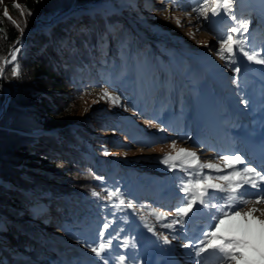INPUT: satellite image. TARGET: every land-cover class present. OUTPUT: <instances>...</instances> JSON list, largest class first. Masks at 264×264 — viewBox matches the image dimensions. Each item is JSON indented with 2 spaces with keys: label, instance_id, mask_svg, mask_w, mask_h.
Here are the masks:
<instances>
[{
  "label": "trees",
  "instance_id": "16d2710c",
  "mask_svg": "<svg viewBox=\"0 0 264 264\" xmlns=\"http://www.w3.org/2000/svg\"><path fill=\"white\" fill-rule=\"evenodd\" d=\"M97 1L7 0L11 19L0 12V113L6 88L12 92L0 118V264H103L90 246L98 244L105 222L109 224L105 239L115 237L118 243L102 255L111 252L114 260L117 253L137 257L124 251V235L118 232L126 227L128 216L115 210L119 218L112 222L98 209L108 189H120L128 211L130 185L139 184L136 190L142 195L158 191L139 183L131 163L107 156L120 143L109 136L124 131V137L140 142L145 134L127 118L108 114L96 115L86 128L64 126L77 117L80 100L93 88L121 92L119 81L133 97L142 93V99L153 98L147 108L151 115L164 110L175 92L176 72L192 85L205 78L197 64L184 70L182 56L174 65L158 60L135 36L123 17H137L136 0H105L101 6L84 8ZM84 24L91 30H82ZM16 48L12 61L10 53ZM158 49L164 55L191 54L164 44ZM17 65L18 74L13 75ZM38 201L43 202L42 209L29 207ZM45 228L72 243L47 235ZM125 264H130L128 255Z\"/></svg>",
  "mask_w": 264,
  "mask_h": 264
},
{
  "label": "rangeland",
  "instance_id": "374dc122",
  "mask_svg": "<svg viewBox=\"0 0 264 264\" xmlns=\"http://www.w3.org/2000/svg\"><path fill=\"white\" fill-rule=\"evenodd\" d=\"M12 1L21 3L22 0ZM136 1V8L133 10L137 17L131 20L125 19L135 36L152 48L158 60L164 59L174 65L175 62L178 63V57L182 56L184 70L187 71L190 65L197 64L204 71L205 78L192 85L179 72H176L175 79L179 81L175 92L164 104V110L151 115L147 108L154 102L153 98L145 96L142 99V93L133 97L129 91L125 90V85L119 81L116 84L122 93L107 87L93 88L80 100L77 117L68 119L64 127L86 128L96 115L108 114L117 118H127L130 125L142 129L145 136L140 142L124 137V131L116 132V136H109L119 140L120 143L114 145V150L107 156L114 157L121 163H131L135 175H138L139 183L144 185L149 183L150 189L157 187L158 191L142 195L136 190L139 184H132L127 194L131 195L128 196L132 198L131 201L134 200V207L139 212L135 208H130L132 211L126 210V203L119 208L115 207L118 200L114 197L113 201L102 200V205L98 209L99 215H108L112 222L119 218L117 212L119 210L128 216L125 218L126 227L125 225L119 227L118 232L121 236L124 235L122 241H129L128 247L123 246L124 251L136 253L135 264H165L167 261L173 262L172 264H190V258L186 255L188 250L184 247L187 243L184 237L185 235L192 237L201 224H193L191 221L183 226L173 225L171 229L164 225L177 219L174 210L180 203L176 194L181 184L180 178L187 176L193 169L184 172L181 167L171 168L169 165L173 163L172 161L169 164L161 161L166 155L176 156L180 149H187L197 154L200 163L211 162L219 165L220 172L207 168L202 170L204 175L211 174L215 177L227 175L232 170L226 167L219 157L237 154L245 160L243 152L239 150L240 145L233 143L231 139L234 136L232 130L236 129L233 133H238L237 125L241 122L239 114L241 109L249 114L253 121L260 117L259 113L264 105V64L248 60L247 57L246 63L242 64L239 62V55H241L239 54L235 57L236 62L228 66L226 61L217 55L220 47L217 36H223L230 26L239 28L240 21H246L248 31L245 32L243 28H240V32L234 33L233 36L245 39V48H252L258 54L257 59H264V0H233L232 11L236 14V21H232L223 10L216 17L209 12L208 19L204 17L197 19V14L192 11V8L196 7L192 0H183V8L166 3L165 0ZM6 3L7 0H0V12L7 10ZM118 13L121 14V10H118ZM177 19L180 20L179 25L176 22ZM81 29L91 30V25L84 24ZM162 44L173 50L191 54L185 58L181 53L171 54L172 51L164 55L158 49V46ZM237 67L240 69L239 72L235 71ZM242 67L247 70L245 76L241 74ZM206 78L209 80L206 81ZM105 91L112 95H119L120 102L114 104L107 97H103ZM52 94V92L46 93V95ZM156 103L158 105L159 100ZM196 125H199L202 131L204 138L202 142L194 140L197 133ZM59 128L56 127L54 130ZM109 134L114 135L112 132ZM173 143L175 148L172 147ZM229 143L234 149L230 150ZM226 150L228 152H225ZM165 153L167 154L163 155ZM96 154L97 157L103 158L102 155ZM153 162L159 164L154 165ZM176 163L179 164V161ZM212 182L226 184L225 181L216 179ZM249 187L245 185V188ZM184 195L180 192V196ZM247 198L255 199L254 196ZM124 199L127 200L126 197ZM144 200H147L146 203ZM29 207L35 210L42 209L44 204L41 201L31 202ZM252 207L264 210V205L254 204L244 205L236 210L246 212ZM153 210L157 213H167V216L157 219L156 215L152 214ZM256 215L259 216L260 212ZM239 220L240 218L226 220L218 234H230L229 227L238 224ZM149 227L153 231H148ZM45 229L47 235L64 237V234L51 228ZM106 230L102 229L105 235ZM173 234L176 235L175 239ZM164 236L168 237L170 243H164ZM64 239L72 243L71 239L65 237ZM1 240L8 245L6 237L2 236ZM113 243H118L115 237ZM210 261H206L205 264H215V261Z\"/></svg>",
  "mask_w": 264,
  "mask_h": 264
},
{
  "label": "snow or ice",
  "instance_id": "6c2138e0",
  "mask_svg": "<svg viewBox=\"0 0 264 264\" xmlns=\"http://www.w3.org/2000/svg\"><path fill=\"white\" fill-rule=\"evenodd\" d=\"M166 3L173 4L177 7L183 8V0H165ZM196 7L192 11L197 14V19L204 17L208 19V13L211 12L213 17L220 15L221 10L236 21V14L232 11L233 0H192ZM20 8V5H14ZM23 14V13H22ZM30 14V13H29ZM5 17L8 16L7 10L4 12ZM15 24V21H12ZM177 24L180 20L177 19ZM19 27V25H16ZM240 28L246 32L248 31V24L246 21H240V27L230 26L225 30L223 36H217L219 42V49L217 55L226 61L228 66L234 64L235 57L239 54L247 57L248 60H255L259 64H264V59H257V53L252 48H245V39L237 36L234 38V33H239ZM19 43V41H18ZM18 48L14 49L11 53V60H16V53ZM19 66L13 68V75L18 74ZM236 72L240 69L235 68ZM103 97H107L114 104L120 102L119 95H112L105 91ZM175 148V143L172 145ZM223 160L225 166L232 169L227 175H204L202 170L207 168L209 170L215 169L220 172V166L215 163H200L199 157L193 151L187 149H180L176 156L166 155L162 163L169 164L173 169L181 167L188 175L180 178L181 184L177 190V197L180 203L175 207L174 214L177 219L173 220L170 224H165L166 228H173V225H185L190 223L197 214H200L202 220L201 225L198 227L197 232L192 237L185 235L187 243L184 247L188 250L186 255L190 258V264H205L209 257H215V264H264V210L257 207H252L246 212L236 210L248 204L264 205V175L256 168L250 167L245 163L240 155H224L219 157ZM179 161V164L176 163ZM236 165H243V168L238 169ZM199 170V171H198ZM99 179L103 180V177ZM213 179L225 181V183H213ZM202 185V186H201ZM245 185L250 186L245 188ZM251 189H255L252 192ZM106 195L103 199L113 201L115 197L118 204L115 207L119 208L120 205H125L126 201L123 198L124 194L119 188L115 190H105ZM180 192L185 195L180 196ZM222 194V195H221ZM93 196L98 199L101 198V193L93 191ZM254 196L255 199H248L247 197ZM127 208H134L133 201H127ZM260 212V215H256ZM156 215L157 219L165 218L167 213H157L155 210L152 212ZM191 214V215H190ZM187 218V219H186ZM240 218L239 223L230 226L228 231L229 235H219L221 226L224 225L226 220H233ZM109 224L105 222L103 228L106 230ZM148 231H153L149 227ZM176 235L173 234V239ZM114 237L105 239V232L98 231V244L90 246L91 252L96 257L103 261V264H125L126 255L130 264H135L136 257L129 254L117 253V259L112 258V253L106 250L110 249ZM165 244L170 243L167 236L163 237ZM124 247L129 246V241H124ZM134 247V244L132 245ZM99 264V262H98Z\"/></svg>",
  "mask_w": 264,
  "mask_h": 264
},
{
  "label": "bare ground",
  "instance_id": "6f19581e",
  "mask_svg": "<svg viewBox=\"0 0 264 264\" xmlns=\"http://www.w3.org/2000/svg\"><path fill=\"white\" fill-rule=\"evenodd\" d=\"M102 2H103V0H98L96 2L97 4L94 3V4H91V5H89L87 7H84V8H90V7H93V6H101ZM261 108H262V110H260L261 112L259 113L260 117H258L255 121H253V119L250 118L248 116L249 114H247L245 111L241 110V112H239V113H240V116H241V123H242V125H244L243 129L244 128H249V130L251 131L253 137L256 140H258L264 146V105ZM242 120H243V122H242ZM197 127H199V125H196V128ZM239 130L240 131L238 132V136L231 137L232 141L236 142L237 144L242 142L246 146V149H251L250 148V144L247 143L240 135V133L243 131L242 128H240ZM194 140L197 141V142H202L204 140V138L202 136L198 135V133H197V136L195 137ZM224 146H227V145H224ZM225 152H228V151L226 150ZM158 254H159V252H158ZM213 258L215 259V257H209L207 261H210V260H211L210 262L215 261V260H212ZM172 263L173 262H171V261H167L165 264H172Z\"/></svg>",
  "mask_w": 264,
  "mask_h": 264
},
{
  "label": "water",
  "instance_id": "95a60500",
  "mask_svg": "<svg viewBox=\"0 0 264 264\" xmlns=\"http://www.w3.org/2000/svg\"><path fill=\"white\" fill-rule=\"evenodd\" d=\"M6 93H7V94H6L5 101H4L3 105H2V111H1V113H0V118L2 117V115H3L4 111H5V109L7 108L8 101H9L10 96H11V94H12V92H11V90H10L9 88H6Z\"/></svg>",
  "mask_w": 264,
  "mask_h": 264
}]
</instances>
